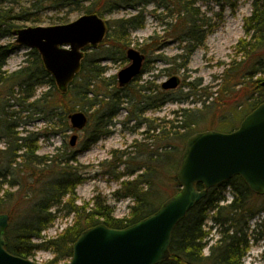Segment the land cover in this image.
<instances>
[{"label": "trees", "instance_id": "obj_1", "mask_svg": "<svg viewBox=\"0 0 264 264\" xmlns=\"http://www.w3.org/2000/svg\"><path fill=\"white\" fill-rule=\"evenodd\" d=\"M200 1L222 9L226 4L235 7L230 0H29L28 7L23 0H0V142H3L0 214L10 217L6 231L9 252L31 259L38 251L45 250L53 258L44 264H65L72 257L73 244L86 229L100 224L124 229L142 221L180 191L176 173L186 142L200 131L208 116L213 119L238 116L243 120L264 103V0H252V13L244 18L245 36L233 47L234 56L219 77L221 82L216 91L208 92L205 87L206 93L196 94L200 84L184 83L190 90L187 97L174 98L170 91L156 85L155 80L140 84L142 74L149 69L147 55L157 51L166 40L172 38L182 43V54L172 58L178 71L187 68L194 51L204 46L214 24L196 7ZM151 3L156 5V10L163 9L165 18L171 20L166 23V37L160 38L155 33L139 45L138 49L147 58L142 73L121 88L116 75L106 77L103 59L126 63L132 32L145 27L146 7ZM46 6L66 12L64 16L49 17L53 24L67 23L72 13H95L103 18L121 9H135L137 13L107 20L106 39L97 49L86 50L80 74L62 92L36 49L26 53L24 65L19 69L12 72L5 69L9 56L18 48L14 42L5 40L12 39L14 31L26 27V23L43 22L38 15ZM178 59L182 62L177 63ZM43 86L47 90L38 95ZM203 95L205 99H201ZM190 96H200L194 102H200L201 109H180L171 120L141 119L148 111L170 102H183ZM210 98L211 103H207ZM124 105L130 110V120H135L136 126L146 124L148 129L143 134L147 142L136 140L131 146L133 152L113 151L112 165L124 166L117 179L134 176L121 181L114 193L117 200L133 199L128 213L117 217L115 208L101 196L77 204L76 191L85 177L80 166L74 164L76 154L63 158L39 155L41 136L27 131L23 127L27 121L23 119L39 116L54 130L66 134L73 130L69 115L85 112L89 124L83 130L86 135L80 145L85 151L110 135L109 127ZM23 113L28 114L24 117ZM218 113L220 116H216ZM196 187L204 189L202 184ZM228 188L233 199L226 203ZM262 197L253 193L239 176L211 188L175 227L170 257L161 264H244L249 250V222L264 212ZM61 212L73 215V223L56 237L45 239L43 233L53 226ZM258 226L263 227L264 220ZM213 231L217 239L211 244Z\"/></svg>", "mask_w": 264, "mask_h": 264}, {"label": "water", "instance_id": "obj_2", "mask_svg": "<svg viewBox=\"0 0 264 264\" xmlns=\"http://www.w3.org/2000/svg\"><path fill=\"white\" fill-rule=\"evenodd\" d=\"M109 31L98 14H82L71 22L50 26H26L14 31V43L36 49L46 71L59 90L66 92L82 70L85 50L97 49ZM130 64L118 73L121 88L142 72L145 55L131 47L126 52ZM180 78L173 75L162 83L164 90L175 89ZM264 85V82H263ZM72 128L82 131L88 124L83 111L69 115ZM77 135L71 137L74 146ZM241 177L248 188L264 195V103L252 110L232 132L214 129L191 135L176 173L180 191L142 221L124 229L103 224L83 231L73 244L66 264H161L170 257L175 227L215 186ZM202 184L199 190L196 185ZM10 217L0 214V264H43L12 254L7 249L6 231Z\"/></svg>", "mask_w": 264, "mask_h": 264}, {"label": "rangeland", "instance_id": "obj_3", "mask_svg": "<svg viewBox=\"0 0 264 264\" xmlns=\"http://www.w3.org/2000/svg\"><path fill=\"white\" fill-rule=\"evenodd\" d=\"M24 5L28 7L29 0H23ZM229 3H234L235 7L231 5L225 6L222 9L213 3L198 2L196 7H199L200 13L205 16L211 23L214 24V28L208 33L206 41L203 47L198 48L190 57L187 68H180L178 71L177 64L174 63L172 58L182 54V43L175 39H168L163 42L157 51L147 55L149 57V71L142 74V80L140 84H143L147 80H155V84L161 87L162 83L169 80L173 75H177L180 78V84L177 88L168 90L171 92L174 98L187 97L189 93V87L183 86L184 83H197L200 84L196 94H204L203 88L207 87V91L214 92L218 89V84L221 82L219 77L222 75L224 69L234 56L233 47L238 40L245 36L244 30V18L248 17L252 13V0H230ZM156 5L151 3L146 7V23L145 27L134 30L132 32V44L130 47L135 49L139 48V45L145 43L146 39L150 36L158 33L160 38L166 37L167 22L171 21L165 18L163 9H155ZM66 12H57L50 10L49 6L41 11L38 15L43 22L37 25L50 26L56 25L51 23L52 20L49 17L64 16ZM135 9H121L112 15H107L105 20L113 18H120L123 16H129L136 14ZM82 15V14H81ZM80 15L72 13L68 16V22L75 20ZM32 23H26L25 26H37ZM15 37L12 39H6L5 42H14ZM165 41V39H163ZM29 51L26 47L17 48L8 58L5 69L9 72L15 71L24 65V61ZM103 66L107 67L106 77H112L118 75L119 71L130 64L127 59L126 63L114 62L103 59ZM182 60L178 59L177 63H181ZM175 70V71H174ZM167 71L169 74H167ZM155 78V79H154ZM47 90V86L40 87L38 95ZM197 96H190L183 102H170L155 111H148L141 116L146 120H171L175 116V112L183 109H201L202 104L200 102H194ZM206 95H203L201 99H205ZM212 98L207 103H211ZM219 112V111H218ZM220 113V112H219ZM219 113L216 115L218 116ZM28 113H23V116ZM130 110L128 106H125L118 112L116 118L112 121L109 131L110 135L105 139L99 140L96 144L92 145L88 150H81L80 145L85 140L86 133L84 131L70 130L66 134L57 132L53 129L52 125L46 120H43L39 116H32L31 118H24L27 121L23 127L30 132L38 133L39 138V155L58 156V158L67 157L70 153L76 154L77 162L82 169V174L85 177L83 183L77 188V204L81 205L84 202L92 201L96 196L105 198L107 202L115 208V215L122 217L128 213L129 207L133 204V199L123 198L117 200L114 193L120 188V183L124 179H132L134 176L123 177L117 179L120 172L124 170V166L114 167L113 151L128 150L133 152L134 149L131 146L137 140L140 143L147 142L145 135H143L148 126L142 124L136 126L135 120L129 118ZM220 116V115H219ZM224 118V117H223ZM218 119L211 116L200 125V131L214 129L221 132H230L235 130L241 123V119L238 116H232L225 119ZM70 122V120H69ZM161 122V121H158ZM214 123V124H213ZM235 126V127H234ZM233 127V128H232ZM77 135L78 139L76 144L72 146L70 144L71 137ZM3 144L0 143V148ZM226 203L233 198L232 192L226 190ZM262 203H264V197H262ZM264 219V212L260 213L255 219L249 222V250L244 257V264H264V226L259 227L257 223ZM73 223V215L67 216L65 212L57 214V218L53 226L43 233L45 239L56 237L60 232L66 229ZM211 236V244L217 239V235L213 231ZM254 241V245L252 244ZM39 242V241H37ZM205 253H209V249H205ZM53 258V254L49 251L41 250L31 258L35 262L45 263Z\"/></svg>", "mask_w": 264, "mask_h": 264}, {"label": "flooded vegetation", "instance_id": "obj_4", "mask_svg": "<svg viewBox=\"0 0 264 264\" xmlns=\"http://www.w3.org/2000/svg\"><path fill=\"white\" fill-rule=\"evenodd\" d=\"M137 50H139V49H137ZM139 51H140V50H139ZM140 52H141V51H140ZM141 53H142V52H141ZM143 54H144V53H143ZM144 55H145V54H144ZM146 61H147V58H146V55H145V61H144V64L146 63ZM143 67H144V65H143ZM142 69H143V68H142ZM141 73H142V72H141ZM140 75H141V74H140ZM140 75H139V76H140ZM139 76H138V77H139ZM136 78H137V77H136ZM136 78H135V79H136ZM135 79H134V80H135ZM134 80H133V81H134ZM161 89L164 90V89L162 88V85H161ZM0 143L3 144V142H0Z\"/></svg>", "mask_w": 264, "mask_h": 264}]
</instances>
